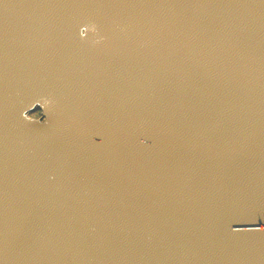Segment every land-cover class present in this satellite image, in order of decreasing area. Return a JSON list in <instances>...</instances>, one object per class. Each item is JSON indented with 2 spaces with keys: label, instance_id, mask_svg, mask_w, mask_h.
Listing matches in <instances>:
<instances>
[{
  "label": "water",
  "instance_id": "1",
  "mask_svg": "<svg viewBox=\"0 0 264 264\" xmlns=\"http://www.w3.org/2000/svg\"><path fill=\"white\" fill-rule=\"evenodd\" d=\"M0 264H264V0H0Z\"/></svg>",
  "mask_w": 264,
  "mask_h": 264
},
{
  "label": "clouds",
  "instance_id": "2",
  "mask_svg": "<svg viewBox=\"0 0 264 264\" xmlns=\"http://www.w3.org/2000/svg\"><path fill=\"white\" fill-rule=\"evenodd\" d=\"M84 29H85L84 27H81V29L79 31V35H80L81 38L85 37V31H84ZM41 112L42 111H35V112H31V113L25 112V113H22V116L27 121L37 122V121L31 119V117L37 116L38 113H41ZM38 123H40V124L46 123V117L43 115L42 118L38 121ZM141 143L144 144V143H146V141L141 140Z\"/></svg>",
  "mask_w": 264,
  "mask_h": 264
}]
</instances>
